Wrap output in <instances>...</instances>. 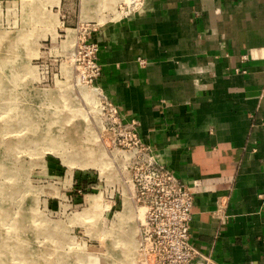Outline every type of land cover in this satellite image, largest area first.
I'll use <instances>...</instances> for the list:
<instances>
[{
	"label": "crops",
	"instance_id": "0c3cea01",
	"mask_svg": "<svg viewBox=\"0 0 264 264\" xmlns=\"http://www.w3.org/2000/svg\"><path fill=\"white\" fill-rule=\"evenodd\" d=\"M145 6L93 33L98 81L171 171L200 181L190 241L208 264H264V0Z\"/></svg>",
	"mask_w": 264,
	"mask_h": 264
},
{
	"label": "rangeland",
	"instance_id": "374dc122",
	"mask_svg": "<svg viewBox=\"0 0 264 264\" xmlns=\"http://www.w3.org/2000/svg\"><path fill=\"white\" fill-rule=\"evenodd\" d=\"M125 1L0 0V264H140L119 147L78 45ZM125 199L132 219L118 226Z\"/></svg>",
	"mask_w": 264,
	"mask_h": 264
},
{
	"label": "built area",
	"instance_id": "2783aa9c",
	"mask_svg": "<svg viewBox=\"0 0 264 264\" xmlns=\"http://www.w3.org/2000/svg\"><path fill=\"white\" fill-rule=\"evenodd\" d=\"M146 0L125 1L129 16L143 12ZM92 31L80 40L84 77L97 85L105 129L112 136L120 155L126 183L136 209L138 239L136 246L140 264H208L190 239L195 193L200 181L182 180L161 161L160 154L139 135V121L121 113L106 95L98 78L102 72L97 59L99 46L92 40ZM219 208H217V211ZM198 261V262H197Z\"/></svg>",
	"mask_w": 264,
	"mask_h": 264
},
{
	"label": "bare ground",
	"instance_id": "6f19581e",
	"mask_svg": "<svg viewBox=\"0 0 264 264\" xmlns=\"http://www.w3.org/2000/svg\"><path fill=\"white\" fill-rule=\"evenodd\" d=\"M91 91V90H90ZM91 93L94 95L95 94V92H94V90L93 91H91ZM93 160V159H92ZM89 162V161H88ZM124 209L130 214H128L127 216H123V214H119V222H118V226L120 225V223L121 222H128L129 220H131L132 219V209H130L129 208V206H128V204H127V200L125 199V201H124ZM131 226V225H130ZM122 237L124 236L125 238L123 239L125 242H124V244H125V246H126V248L129 250V248H130V241L129 240H127V237H126V235H121ZM127 243V244H126ZM134 245V244H133ZM134 247V246H133ZM131 251V250H130ZM129 251V252H130ZM131 253H132V251H131ZM131 259H132V257H131Z\"/></svg>",
	"mask_w": 264,
	"mask_h": 264
}]
</instances>
